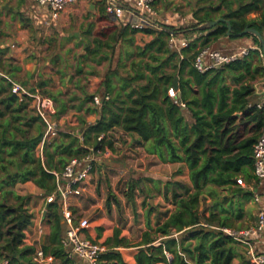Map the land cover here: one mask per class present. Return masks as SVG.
Wrapping results in <instances>:
<instances>
[{
  "label": "trees",
  "instance_id": "1",
  "mask_svg": "<svg viewBox=\"0 0 264 264\" xmlns=\"http://www.w3.org/2000/svg\"><path fill=\"white\" fill-rule=\"evenodd\" d=\"M100 2L104 5L96 22L88 24L76 43L81 49L73 55L74 72L69 71L70 60H60L54 50L57 47H49L46 59L55 68L53 74L49 80L41 78L29 86L31 91L40 89L51 98L54 116L60 117L75 108L71 103L74 95L51 89L53 77L84 91L81 81L99 73L97 66L104 64L100 90L86 94L100 118L95 123L81 118L79 125L60 130L58 137L45 143L42 156L38 149L45 123L30 99L13 96L10 79L18 82L20 66L4 54L0 58V260L35 264L37 248L25 243L35 214L30 197L19 193L18 185L33 182L46 199L57 191L55 173H61L73 159H85L92 149L115 152L113 132L120 130L130 134L147 153L181 163L188 169L190 181L168 183L166 198L172 199L175 210L165 213L164 221L159 218L153 226L151 215L156 208L148 205L146 228L138 235L125 237L122 228L116 227L105 243L107 251L100 264H128L119 251L123 247L137 248L135 264H234L235 259L246 264V250L222 229L240 230L235 223L241 218L242 198L254 196L238 184V179L249 182L255 176L254 147L264 129V104H258L264 95L257 94L255 85L264 79V49L257 37L236 35L255 28L264 38V0H198L190 23L177 26L161 22L157 27V22L142 30L108 14V0ZM220 17L230 20L232 36L227 34L226 22L199 29ZM98 22L101 25L97 26ZM139 33L153 39L135 47ZM173 36L186 38L189 45L172 48ZM244 37L252 38L256 45L248 57L207 72L194 66L201 49H214L225 38ZM133 47V52L129 51ZM176 78L179 86L172 96ZM19 83L26 85V81ZM96 95L103 98L101 105L95 104ZM128 187L127 196L133 199L137 183ZM217 187L231 189L239 200L222 196ZM208 198L210 204L205 203L202 210V202ZM207 210L210 215H206ZM234 210L239 214L232 218ZM46 219L49 235L44 252L59 264H75L62 242L67 225L59 194L47 203Z\"/></svg>",
  "mask_w": 264,
  "mask_h": 264
},
{
  "label": "crops",
  "instance_id": "2",
  "mask_svg": "<svg viewBox=\"0 0 264 264\" xmlns=\"http://www.w3.org/2000/svg\"><path fill=\"white\" fill-rule=\"evenodd\" d=\"M80 1V0H79ZM92 1H100V0H92ZM124 7L131 8L134 6L132 0H117ZM198 0H158L155 4V10L157 12V27H160L162 23L160 22V18L162 19H178L179 25L184 24L186 17L192 18L191 12L193 11ZM10 4L9 8L3 9L1 6L3 4ZM76 4V3H75ZM75 4H72L68 7L61 15L58 23L47 27L43 23V15L38 11L37 3L35 0H0V58L5 55L7 58H11L14 60L15 64L20 66V70L18 71L17 78L19 80L26 81L27 86H33L36 84L37 80L44 78L46 80L50 79V76L54 72V66L50 62L47 61V51L50 47V44H55V40L53 37H46L44 35L42 40L36 41L35 38L32 37L30 32V27L32 23H34L37 29L44 30H52L55 27H58L64 15H66ZM188 10V12H187ZM97 17L94 20H88L89 22H96ZM174 24V23H171ZM87 25V24H86ZM101 25L99 22L97 26ZM175 25V24H174ZM184 38V37H181ZM153 39L152 35H148L145 33H139L136 36L135 47L143 46L145 43L150 42ZM220 45L227 49L228 51L243 49L249 47H256L252 38H237V39H229L225 38L221 41ZM57 48L54 50L60 56V60L65 58L70 60L71 65L69 67L70 72H74L75 61L73 59V55L75 50L80 47H76V45L71 49H66L61 46L55 44ZM134 47L130 48L129 51L133 52ZM231 53V52H228ZM49 55L53 53H49ZM123 54H125L123 52ZM105 66L100 65L97 66V70L99 73L93 74L89 76L88 81H81V85L84 86V91L80 86H75L73 84L63 85L57 77H53L51 80L49 87L51 89H62L65 92H72L74 96H71V103L75 105V108L69 110L67 113L63 114L60 117H56L59 122L60 130H64L67 126H77L80 124L81 118L86 120L88 123H95L100 118V113L97 108L93 106V104L86 99V94H95L97 93L103 82V74ZM57 78V79H56ZM71 79V75L68 76L67 82ZM77 79V78H76ZM234 86V84H233ZM255 89L257 94L264 95V79L258 82L255 85ZM259 107L264 104V97L258 100ZM189 121L192 120L189 118ZM115 147L117 142L122 138L125 140L123 142V146L121 148L128 149H142L133 139L130 134H125L120 130H116L113 132ZM135 144V145H134ZM122 152V151H120ZM115 155L108 157L112 158ZM153 158H155V171H153V199L155 203L152 207L156 208V210L151 215V222L153 226L156 225L157 220L159 218L164 221L166 216L165 213H171L175 210V204L171 198H166V187L168 183L174 181H185L189 182V171L185 169L181 163L172 162L168 160H162L157 155L153 154ZM101 159H97L91 177L87 181L84 187L83 194L87 191L91 193L93 185L91 180H93V173L96 169V166L100 163ZM175 168H177L175 170ZM182 170V173H180ZM255 175V173L253 172ZM238 184L247 191H253L254 196L250 199H243L244 206L243 210L240 213L241 218L235 223L236 229H245L257 222L258 214L261 209V204L255 201V196L264 192V183H260L257 178L251 179V181L247 182L243 177L238 179ZM138 188V187H137ZM136 188V191H137ZM222 196L230 197L233 201L239 200L238 197L232 194L231 189L229 188H220L217 187ZM23 190V191H22ZM18 192L27 195L28 193L32 197V208L31 210L35 214L34 221L32 225L26 230L25 243L28 245H34L37 249H43V246L48 243V235H49V223L46 219L47 214V201L45 198L41 197V193L38 192L36 185L33 182H28L21 185L18 188ZM81 196L72 197L70 200V206L72 212H77V208L75 206L80 205L77 200ZM30 197V198H31ZM242 197V195H241ZM116 198V197H115ZM118 199V198H117ZM119 200V199H118ZM120 201V200H119ZM211 198H208L206 202H202L201 209L205 208V203L210 204ZM116 202V200H115ZM81 206V205H80ZM121 207L116 203H112L108 200L107 207L103 209V213H98L97 217H95L91 222L90 229L84 232V235L89 239L98 241L100 243H106V241L113 236L114 230L116 227L122 228V235L125 237H134L138 235L142 230L146 228V212L145 214L140 215L142 219H137L134 217V224L127 225V222H131V218L121 217L119 215V209ZM39 210L41 214H39ZM238 211L234 210L231 217H236L238 215ZM206 215H210V211H206ZM75 216V215H74ZM143 222V223H142ZM138 224V226H135ZM137 228V229H136ZM244 248V246H243ZM245 249V248H244ZM124 260L128 264H135V255L137 253V248L129 247V248H119ZM59 263V262H58ZM234 264H240L239 259H235ZM250 264L248 258L247 263Z\"/></svg>",
  "mask_w": 264,
  "mask_h": 264
},
{
  "label": "built area",
  "instance_id": "3",
  "mask_svg": "<svg viewBox=\"0 0 264 264\" xmlns=\"http://www.w3.org/2000/svg\"><path fill=\"white\" fill-rule=\"evenodd\" d=\"M38 11L43 15V23L51 27L58 23L62 13L72 4L79 0H35ZM158 0H132L134 6L126 8L117 0H108L107 13L118 17L121 21L129 22L133 27L145 29L157 24V12L155 4ZM172 48L182 49L189 45L186 38L173 36L170 40ZM256 47H247L240 49L235 53H224L217 49L205 47L200 50L194 60V66L201 72H207L212 69H219L238 59L248 57L251 50ZM12 93L21 99H30L32 107L45 123V134L38 149V154L43 155V147L46 142L58 137L60 128L55 114V102L44 95L40 89L31 91L29 86L22 85L13 81ZM171 95L176 92L171 89ZM109 99V95L105 96ZM96 105H101L103 98L96 95L94 98ZM83 139V138H82ZM89 154L85 159H73L61 173H55L57 180V191L46 197L47 203L54 202L56 195L59 194L62 199L64 222L67 230L62 240L70 257L74 259L75 264H100L101 255L107 251L104 243L89 239L84 232L91 227V221L81 219L75 220L70 206L72 197L81 196L85 184L92 175L94 163L99 158L111 157L114 155L110 149L104 151L98 150ZM254 173L257 180L264 183V129L262 135L254 147ZM255 201L261 204L257 222L242 230H233L223 228L226 233L236 239L246 250L250 264H264V192L255 196ZM7 259L0 260V264H8ZM35 264H59L56 258L51 254H46L43 249H37L34 256Z\"/></svg>",
  "mask_w": 264,
  "mask_h": 264
},
{
  "label": "rangeland",
  "instance_id": "4",
  "mask_svg": "<svg viewBox=\"0 0 264 264\" xmlns=\"http://www.w3.org/2000/svg\"><path fill=\"white\" fill-rule=\"evenodd\" d=\"M102 5L104 4L100 1L80 0L63 16L58 27L47 31L40 28L37 29V26L32 23L29 30L36 41L42 40L45 35L46 37H53L55 44L59 46L60 43V47L62 46L64 50L71 49L80 41L81 33L86 30L90 23H88V20H94L95 17H98L99 9ZM9 6L10 4L5 3L1 7L5 9L9 8ZM181 17L173 18L171 21L160 18V22L162 21L167 25H171V23L179 25L178 19H181ZM191 21V18L186 17L184 24H188ZM55 44H50V47L53 48ZM213 48L226 54L228 52L235 53L240 50L228 51L221 45ZM80 49L77 48L75 52H79ZM123 142L125 140L122 138L117 142L115 147L116 151L114 152L115 157L101 159L100 163L96 166L93 173V180H91L93 185L91 193L87 191L77 199L81 205L75 206L78 209L77 212H74V217L77 222L81 219H88L92 222L98 216V213H103V209L107 207L108 200L115 203V199L118 198L121 202L119 215L121 217L128 218L129 216L131 218V222H127L129 228V225L134 224V217L139 215L137 219H142L140 215L145 214L148 205L153 206L155 203L152 186L155 158L143 148L138 150H133V148L128 150L123 149L121 148ZM132 182L137 183L138 188L133 199H130L127 196L129 192L128 184ZM21 185L23 184L18 185L17 190ZM27 195L31 197L29 193ZM41 197L43 196L41 195ZM31 200L32 197L29 203L32 208ZM41 211L39 210V214H41ZM135 226H138V224H135Z\"/></svg>",
  "mask_w": 264,
  "mask_h": 264
},
{
  "label": "water",
  "instance_id": "5",
  "mask_svg": "<svg viewBox=\"0 0 264 264\" xmlns=\"http://www.w3.org/2000/svg\"><path fill=\"white\" fill-rule=\"evenodd\" d=\"M221 22H226L227 23V25H228V32H227V34H228L229 37L232 36L233 35L232 34V24H231L230 20L225 19L223 17H220V18H218L216 20H213V21L206 22V23L200 25L199 26V29H201V30L211 29V28H214L217 25H219ZM246 34H251V35L257 37L261 41V44H262L263 49H264V38H263L262 34L260 33V31H258L255 28H247L246 30H244L243 32L237 34L236 36L237 37H243ZM178 86H179V84H178V78H176L175 83H174L173 90L176 91L178 89ZM13 96L14 97H17L16 94H13Z\"/></svg>",
  "mask_w": 264,
  "mask_h": 264
}]
</instances>
